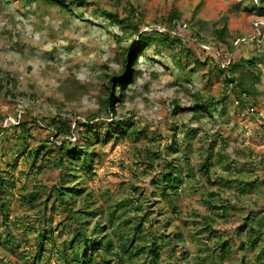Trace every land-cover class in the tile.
<instances>
[{"label":"rangeland","instance_id":"374dc122","mask_svg":"<svg viewBox=\"0 0 264 264\" xmlns=\"http://www.w3.org/2000/svg\"><path fill=\"white\" fill-rule=\"evenodd\" d=\"M84 1L86 8L67 12L47 0H0V116L4 118L0 126L5 129L0 134V174L6 187L4 214H0V264H32L43 230L51 231L52 241L44 243L34 264H63L62 244L72 236L67 220L71 207L62 205L52 191L61 175L52 161L57 157L55 146L76 142L74 137L54 133L48 123L52 119L104 117L99 110L100 98L108 92L110 78L105 76L118 73L122 63L118 59L120 35L98 15L100 9L117 12L123 18L133 8L142 17V32L149 33L164 31L161 23L177 9L185 24L179 27L180 34L190 39L191 28L200 21L209 45L198 43L200 48H194L183 44L175 46L176 50L167 43L152 45L139 58L136 70L141 76L129 89L120 112L143 133L137 140L96 143L93 175L85 179L87 193L92 192L96 201L92 209L101 210L105 229L114 241L112 255L100 249L93 261L151 264L144 256L129 259L131 251L123 253L124 240L120 239L130 240L132 228L145 216L151 220L153 232L173 241L162 249L157 264H208L201 260L209 255L214 241L206 245L195 237L206 216L216 222L214 228L223 240H228L234 250L240 249L241 239L215 216L222 211L208 208L206 202L209 192H219L221 201L216 205L234 208L232 213L240 222L251 210L264 214V64L258 62L259 54L264 55V18L244 11L250 0ZM223 20L232 51L214 40L212 25L222 28ZM244 40L258 44L254 72L261 70V79L258 96L253 99L227 83L231 76L213 69L215 60L209 58L203 64L196 61L203 55L201 49L211 50L214 45L219 48L216 61H236ZM8 77L16 80L15 88L7 85ZM67 80L83 87L76 102L64 99L60 88ZM197 96L221 103L212 116L181 110L191 108ZM174 135L177 153L170 149ZM40 146H45L47 153L34 164L28 154ZM164 158L175 160L183 178L189 171L192 177L184 180L177 196L156 206L153 181L165 166ZM207 160L208 176L201 172ZM253 182L257 187L249 192L245 185ZM158 206L164 207L165 215L158 214ZM111 215L113 222L109 223L106 218ZM195 220L201 222L197 229L189 224ZM177 234L182 235V241L175 238ZM263 245L264 241L260 247ZM258 251L246 249L250 264H264L256 261ZM238 263L237 259L223 262Z\"/></svg>","mask_w":264,"mask_h":264},{"label":"trees","instance_id":"16d2710c","mask_svg":"<svg viewBox=\"0 0 264 264\" xmlns=\"http://www.w3.org/2000/svg\"><path fill=\"white\" fill-rule=\"evenodd\" d=\"M47 1L57 6L60 10L67 12H74L76 8L83 9L88 5L84 0ZM244 11L255 12L259 18L263 19L264 0H250V2L244 5ZM98 15L104 18L111 27L117 28L113 32L116 35H120L117 41L121 45L118 59H121L122 65L119 72L113 76H105L110 78L108 81V92L104 98H100L99 110L104 117L102 116L103 119H101L102 117L95 116L92 118L87 117L84 120L74 119L67 121L62 119L56 121L52 119L48 123L54 133L74 137L76 142L74 145L63 142L64 146H55L57 157L52 161L53 166L60 169L61 174L59 184L54 186L52 191L55 193L56 199L61 200L62 205L71 207L67 220L69 221L72 236L67 242L62 244L64 246L61 252L63 264H96L92 257L98 254L100 249H104L106 255H112L113 253L114 241L112 234L108 232L109 229H105V219L103 213L100 212L101 210L92 209L96 204L94 194L92 192L87 193V188L84 185L86 175H93V158L96 157L94 151L96 143L106 145L112 141H121L123 139L137 140L143 133L136 130L132 119L126 118L120 112L128 97L129 89L141 76V72L136 70L139 58L143 57L145 51L152 45L158 46L167 43L168 47L171 49L174 47V50H176L175 46L183 44H189L194 48H200L198 47V43L209 45L204 36V23L200 21L191 28L192 36L190 39L180 34L178 29L185 24L181 23L183 20L182 14L177 9H173L161 23L165 28L164 31L153 30L151 33L142 32L144 27L142 17L139 18L133 8L123 18L117 12L106 9H100ZM223 22L224 25L222 28H217L216 24L212 25L214 40L217 43L222 42L228 45L232 51L233 43L227 38L228 29L225 20ZM136 41H138L137 45L134 46ZM125 42L126 44H124ZM210 47L212 48L211 50L201 49L203 55L202 57H197V63L203 64L209 58L215 60L216 64L213 69L220 75L232 77L226 80L228 84H231L242 96L251 99L256 98L258 96L257 84L261 79V70L258 69L257 72H254V70H257L256 65L258 62L264 64V55L259 54V61L257 60L258 58L254 57L257 53L256 48L258 44L254 41L241 44L238 59L236 61H226L225 63L222 61L220 63L219 60L216 61V56L219 55L217 45ZM6 83L7 85H12L13 88L16 87V80L14 79L8 77ZM60 89L63 92L65 101L68 102H76L82 96L83 87L76 81L67 80L61 85ZM220 103V101L214 98L204 100L202 97L197 96L191 108H182L181 110L195 114L207 113L212 116V113L217 111L216 108ZM176 108L179 109L177 105ZM220 113L225 115L223 110ZM109 119L112 121H109ZM0 120L4 121V118L0 116ZM73 124L74 128H72ZM2 133H5V129L1 125L0 134ZM172 138L171 153H177L179 150L176 135ZM213 146L214 144L212 143L210 151L213 150ZM45 153H47V148L40 146L35 150H31L28 156L32 159V163L37 164L43 159ZM210 157L208 156V159ZM163 161L165 166L162 167L163 169L159 171L153 181L156 206L162 205L163 200H169L172 196H177L178 190L183 185L184 180L192 177L189 171L186 178H183L179 166L177 167L174 163V159L164 158ZM209 164L210 162L207 160L201 168V172L206 176L210 173V169L208 168ZM207 178L209 179L210 177ZM3 183L4 181L0 174V214L2 216L5 208L6 191ZM256 185L257 183L253 182L245 186L249 192H253L254 188L257 187ZM208 194L209 196L206 202L208 208L222 211V213L215 214V216L224 220V224L231 228L230 230H233L237 239H241V247L238 250H234L229 241L223 240L220 237L219 230L214 228L216 222L206 216L203 218L204 221L201 224L204 227L195 231V237L198 241L206 245L210 244L213 240L214 246L211 248L209 255L201 260L202 263L205 261L208 264H223L226 259H237L238 264H250L249 258L245 253L246 249L249 248L253 251L259 249L255 257L256 261H262L264 263V245L260 247L264 241V217L259 218L261 215H264L262 213L263 211L251 210L240 222L235 218L234 213H232L235 210L234 208L229 207L227 204H222L220 207L216 205L217 202L221 201L219 192H209ZM32 198L37 201L36 197ZM73 206H76V209H72ZM163 208V206H158V214L165 215ZM107 219L109 223L113 222L112 215L108 216ZM150 222L151 220L149 221L148 217L145 216L132 228L133 236L130 240L124 239L123 237H120V239L121 241L124 240L122 242L123 253L128 254L131 251L129 259L144 256L147 261H151V264H157L161 258L162 249L170 247L173 241L163 233L157 235L153 232L152 223ZM200 223V221L195 220L189 224H191L193 229H197L200 227ZM234 223L237 224L235 225ZM47 234L50 236L46 237ZM51 236L52 233L48 230H43V233L39 235L37 239L41 242L37 244L36 251L38 256L34 260L39 259L40 254L43 252L42 247L44 243L52 241ZM175 238L180 241L183 240L181 234H177ZM134 242H137L136 246L133 244ZM68 250H71V253ZM207 250L209 251V248ZM115 257L121 261L119 255L115 254ZM34 260L32 264L35 263ZM97 264H105V262L101 261Z\"/></svg>","mask_w":264,"mask_h":264},{"label":"water","instance_id":"95a60500","mask_svg":"<svg viewBox=\"0 0 264 264\" xmlns=\"http://www.w3.org/2000/svg\"><path fill=\"white\" fill-rule=\"evenodd\" d=\"M243 43H247V42H249L248 40H244V41H242ZM239 44H237V46H238Z\"/></svg>","mask_w":264,"mask_h":264}]
</instances>
